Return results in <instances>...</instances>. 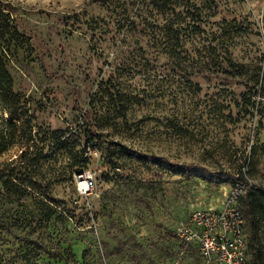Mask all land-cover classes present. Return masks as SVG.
<instances>
[{
  "label": "rangeland",
  "instance_id": "1",
  "mask_svg": "<svg viewBox=\"0 0 264 264\" xmlns=\"http://www.w3.org/2000/svg\"><path fill=\"white\" fill-rule=\"evenodd\" d=\"M3 2L0 264H201L177 227L237 182L264 264V0Z\"/></svg>",
  "mask_w": 264,
  "mask_h": 264
},
{
  "label": "built area",
  "instance_id": "2",
  "mask_svg": "<svg viewBox=\"0 0 264 264\" xmlns=\"http://www.w3.org/2000/svg\"><path fill=\"white\" fill-rule=\"evenodd\" d=\"M245 190L246 185L237 182L229 204L218 209H196L177 227V235L187 245L197 247L201 264H253L246 217L239 205Z\"/></svg>",
  "mask_w": 264,
  "mask_h": 264
},
{
  "label": "trees",
  "instance_id": "3",
  "mask_svg": "<svg viewBox=\"0 0 264 264\" xmlns=\"http://www.w3.org/2000/svg\"><path fill=\"white\" fill-rule=\"evenodd\" d=\"M6 6L7 5L3 2V0H0V104L5 109L8 110L10 119H14L15 118L14 112L16 110L15 105L19 103L20 96L14 90L13 87L14 79L9 69L7 68L5 58L2 54L5 47L3 43L4 40L1 35L2 33L1 29L5 27V24L7 23V19H8L7 13L5 12V9L7 8ZM83 119H84V124L77 126L76 129L74 128V130L71 131V134L74 137L76 136L77 139L79 140H84L85 138H88L90 136L89 139H87V141H89L91 138H93L94 133L96 132V126L93 123V117L89 111L83 112ZM240 179L245 180L243 176H241ZM254 187H255L254 190L260 191L264 194V187L261 186L260 187L254 186ZM252 190L250 191V194L256 192ZM243 209L246 217V227H247L248 242H249L251 230L255 226V209H256L255 202L254 201L248 202L246 205H243ZM252 262L253 264H259L253 257H252Z\"/></svg>",
  "mask_w": 264,
  "mask_h": 264
},
{
  "label": "bare ground",
  "instance_id": "4",
  "mask_svg": "<svg viewBox=\"0 0 264 264\" xmlns=\"http://www.w3.org/2000/svg\"><path fill=\"white\" fill-rule=\"evenodd\" d=\"M87 182H88V181L85 179V180L81 181V185H82V186H86V185H87Z\"/></svg>",
  "mask_w": 264,
  "mask_h": 264
}]
</instances>
